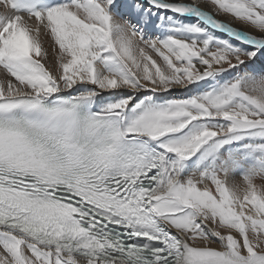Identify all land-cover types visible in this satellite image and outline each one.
<instances>
[{"label": "snow or ice", "instance_id": "snow-or-ice-1", "mask_svg": "<svg viewBox=\"0 0 264 264\" xmlns=\"http://www.w3.org/2000/svg\"><path fill=\"white\" fill-rule=\"evenodd\" d=\"M0 264H264V0H0Z\"/></svg>", "mask_w": 264, "mask_h": 264}]
</instances>
